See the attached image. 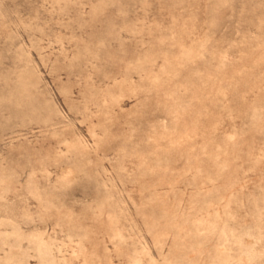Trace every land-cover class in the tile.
<instances>
[{
	"label": "rangeland",
	"instance_id": "rangeland-1",
	"mask_svg": "<svg viewBox=\"0 0 264 264\" xmlns=\"http://www.w3.org/2000/svg\"><path fill=\"white\" fill-rule=\"evenodd\" d=\"M0 264H264V0H0Z\"/></svg>",
	"mask_w": 264,
	"mask_h": 264
}]
</instances>
